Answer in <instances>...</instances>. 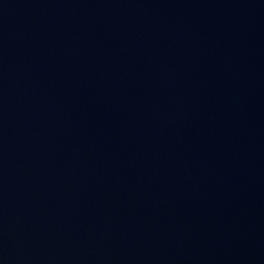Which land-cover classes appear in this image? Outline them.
Masks as SVG:
<instances>
[{"label": "water", "instance_id": "95a60500", "mask_svg": "<svg viewBox=\"0 0 264 264\" xmlns=\"http://www.w3.org/2000/svg\"><path fill=\"white\" fill-rule=\"evenodd\" d=\"M0 264H264V0H0Z\"/></svg>", "mask_w": 264, "mask_h": 264}]
</instances>
